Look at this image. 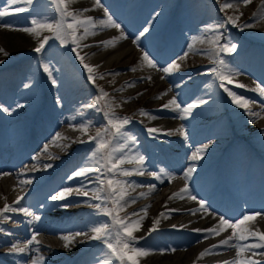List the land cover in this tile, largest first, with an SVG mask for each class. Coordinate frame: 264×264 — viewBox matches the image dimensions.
I'll return each instance as SVG.
<instances>
[{
    "label": "bare ground",
    "instance_id": "1",
    "mask_svg": "<svg viewBox=\"0 0 264 264\" xmlns=\"http://www.w3.org/2000/svg\"><path fill=\"white\" fill-rule=\"evenodd\" d=\"M114 1H116L118 5L120 4V6L125 9H129V7H133L136 5H141V9L143 10L142 14L147 15V20L150 21V24H148L147 26L156 23L160 24V22H162L161 16L169 12V10L175 8L177 3V0ZM196 2L197 0H192V3ZM48 3H52V0H33V3L31 5L25 4L23 2L12 4L10 3V0H0V9H11L16 7L26 9L25 11H21L18 13L13 10L12 13H16L15 15L12 14L0 17V48H3L8 53L7 56H5L3 53H0V73H2V78L4 77V82H9L7 93H0V105H5L4 108H7L8 111L13 112V114H17V112L14 111V106L11 107L12 101H23L25 96H27L28 94L33 95L34 92H39L38 95L41 96L43 92L42 88L48 87V83L52 80V78L58 79L63 75L75 73V71L77 70V64L82 66V68L84 69L83 65L76 58V54L72 51V49L71 53L75 55V58L66 59L58 55L57 53V51L63 46L62 44L60 45L59 43H57L58 46L53 45L46 47L51 39L47 42V44L45 45V49L41 53H36L33 49L37 46V38L29 35L24 31H21V29L25 27H31L32 18L54 19L57 17L55 8H46V5ZM100 4L102 5L101 7H93L94 0H75V2L70 5V8L77 10L88 8L90 10L85 13V15L92 16L96 21L105 19L104 9L108 10V13L115 21L121 18L120 13L115 9V6L112 4L111 0H100ZM239 12L244 13L245 11L240 8ZM167 21L168 20H166L165 22L163 21V24L169 23V21ZM123 23L124 22L120 23L121 29L123 30L127 38L120 40L118 43H116L115 47L104 48L102 46H97L96 42L106 40L110 37L118 36L120 34V29L116 28L98 27L95 30V35L88 36L85 40L81 41V44L91 45L90 47H82L79 49L81 55L87 53V55L85 56V63L91 65H102L103 63H112L113 65L115 63L116 65L113 66V70H115V72H122L134 66L135 68L138 67L139 64L134 61V57L132 62H130V65L123 66L118 65V63H120L121 60L126 56H130V54L132 53V48L129 44L137 45L138 41L136 44L133 43V40L137 37V33L135 31L139 30V28L143 24V21L134 25ZM3 25H10V27H4ZM160 25L159 27H161ZM80 31L82 32L83 29H81ZM230 33L233 34L232 30H230ZM41 35L43 36L50 34L44 32ZM246 36L249 38L248 44L250 43V46L252 47L249 51L250 58L257 63H260L261 59L259 57L261 56H259V54H256L255 52H252V50L256 49L260 52V54H264V22L257 26V28L252 32H248ZM148 50L152 52L151 49ZM174 53L175 52H173V54ZM66 55L68 56L69 53L66 52ZM132 55L134 54L132 53ZM149 55L155 62H158H156L157 67L161 65V61L157 59L153 53H149ZM137 57H141V55H137ZM47 58H50V61H48L47 64L49 65L51 71V78L49 77L48 73H45L43 71V65L46 64ZM262 58L264 59V55L262 56ZM228 60L231 62V64H226L228 68L224 69V71L226 74H229V70H234V72L230 73L233 83L229 84L227 83V81H225L226 86L237 95L246 98L248 101L254 100L259 95L257 91H253L252 89H254L257 84H259L260 86H264V75L261 74L257 68L255 69L252 66L245 67V64L242 67L238 66L237 58L230 57ZM141 64L144 67H147V69L143 70L144 72H141L139 76H127L122 80L114 77L113 81L117 83L115 87L112 86V81H107L103 86L105 87L111 85L112 87L110 89H114L121 87L122 84L128 81H134V83L132 84L133 86H135L137 82H143V85L139 87H133L130 92L115 95V101L133 97L146 91L151 85L150 82L159 78L157 70L148 67L146 65V62H142ZM262 64L264 66V61L258 67H260ZM29 65H32V67H29ZM213 67H218V65L214 63H204L202 66H193L190 71L191 73H199L202 69H210ZM157 69L160 70L161 68L158 67ZM84 71L85 75H88L85 69ZM99 74L100 73L95 69V77H98ZM147 77H151V79L149 80L147 79ZM84 80L85 82H88L87 77L84 78ZM74 81L76 80L74 79ZM22 82L25 84L33 83L34 85L30 88H25L20 85ZM61 84L62 82L58 83V85L55 84L54 86H61ZM209 84L214 85V87H218V90L217 92H211L213 93L211 94L213 96V99H211V101L206 105V107H204V109L201 110L200 113L190 112L187 114H183L182 119V114L178 111L173 110L172 107L167 109L162 107L163 104L167 103L168 100L173 97L177 98V103H179L182 108L186 107L189 104H195L197 100L207 96V88ZM241 84L244 85V87H240L239 85ZM74 85L76 88L80 89L79 91H77L76 88H73V96H68L64 99V101L69 103V105L65 103L61 104L57 108L58 119L64 125H66L69 131L67 130L65 132L64 127H61L58 131H56V133L59 132L63 137H67V139H65L66 141L58 140L54 142V136H50L46 139L47 142L44 145L40 143L41 138L45 136V134H47L50 129L53 128L52 123H50V119L47 121V118L43 116V118L36 120L34 123V131H36L37 133V135H34V138H37L35 145L26 147L27 145H24L23 143V145L21 146L20 152L22 153V158L27 156V166H24L20 170H16V164H20V160L14 161L13 163L7 162V164H5L3 168L2 166H0V208H3L5 204L15 205L18 207H21V204H24V206H26L25 208H28L32 213L40 217L39 220L32 221V217L25 216V214L19 215L18 213L10 212L5 214L13 223L12 225L10 224L11 226L9 225V228H6L2 225L0 234H3V232L10 233L7 238H1L2 240L0 242V247H4L8 244H14L18 241L22 242V244L19 246H23L29 239H31L33 232L37 234V240L39 241V243L30 245L24 253L18 254V256H20V264H29L28 262L24 261L25 258H30L33 261L38 257H43V260L40 262H46V264H54L51 262L48 263V261L46 260L47 257H57L59 259V264H88L91 262V264H100L101 260L105 259L104 253L107 251V249L104 243H95L90 247L88 246L89 249H86L85 246H87L90 243L89 241L92 240L86 239L85 236L80 239L75 238V240L72 242L74 246H71V244L68 248L64 246L62 250L49 249L50 252L44 254L41 253V249L44 250L46 249V247H49V245H47L45 241H53L54 238L55 240H62V235H66L69 233L74 234V232L88 233V231L86 230L87 228L83 224V220L85 219V217H87L86 214L92 212L93 208H90L89 210L79 209L76 210V212L70 211L71 213L63 214L59 217L55 216L54 214H56L57 209L61 207L63 203H68L70 207L73 203H76L80 200H88L92 203L98 202L82 196H72L69 197L67 201H52L49 199L51 195H54L61 188H76L79 187L81 183L87 184V181L84 180V178L68 180V176L71 175L73 171L82 166L87 157L90 155L93 142L88 141V137L86 136V134L82 133L78 127V122L80 120H83L82 118L84 117V115L87 112L91 113L93 110L87 107V105L89 104L88 99H85L86 92H84L82 87L79 86L78 82H74ZM160 89L165 91L166 87L162 86ZM157 91H154L150 95V97L155 96L154 94ZM173 97L159 96L158 104L155 107L145 105L146 100L141 102L140 106L136 107H130L129 105H123L121 107H115L114 105L111 106V110L114 111L117 116H127L131 118L129 123L130 127L126 128L125 131L130 135L137 134V139L140 141V143L145 140V134H147L150 136V141H155L154 139L157 138V144L154 143L155 147L167 144L174 145L175 150L170 149L169 151H163L166 158H168V156L172 157V155L170 154L172 153V151L179 152L181 158L179 163L173 167L169 162H166L167 164L165 163L164 165H170V172H167L169 173V175H161L160 179L148 177L144 179L140 174L138 176L132 175L127 178L119 177L120 179H126L128 184L133 185V187L129 188L128 190L130 191L129 196L134 198V202L127 203L123 210L119 211L118 215L122 218L127 216L129 220L139 219L141 216L144 217V219L141 221L140 229L138 231H135L134 235L138 238L143 237V239H138L136 243L139 247L148 249L149 255L140 257L139 264H197L198 261L206 258L213 259L212 262H214L215 259L212 256L215 255L220 256L218 259H221V264L224 261H232L233 264H235V261L237 259L242 260V256H247V253L242 252L241 256L238 258L236 255V249L234 247L220 246L214 249L210 253L211 255L206 254L204 257L197 259L198 254L202 250L206 249L200 248L201 244L197 241L200 240V238L205 237L206 234L203 232H194L192 231V229H205L212 227L214 224H218L217 216H219V214L215 212L216 207L214 205H207L209 207V213H216V217L203 212H197L195 215H193L190 211H188V209H195L198 207V204H194V201L188 198L187 195H185L184 199L177 198L169 200L168 197L171 196L172 193L177 192L179 189L183 188L184 185L180 183V181L183 180L188 184L190 183L192 178H195L200 173L199 171H197L195 175H190L187 181L184 179L185 165L190 162L195 163V165L200 164L199 166L195 167V170L202 168L204 164L208 163L209 168L205 172L207 173L208 171V174L214 173L215 168H218L217 171L219 170L220 172V165L226 166L230 170V173L226 177L222 175L224 179L226 178V180L222 182L221 186L225 189L236 190L237 184H234V182L232 181V179L238 175L237 171H235L234 169V165H240L243 162L242 161L240 163H237L241 160V156H243L242 153H244L245 156H249L250 160L256 159L257 162L261 160L262 165L264 166V132L257 136V139L253 143L247 142V137H256V132L264 130V121L258 119L251 125V127L254 125H256V127H253L251 129V127L248 126V128L245 129L247 135L238 138L236 141L233 140L234 142L242 141L241 139L246 141H244V146L240 147V151L236 152L230 150L229 147L232 144V141L226 146H222L223 144L216 143L212 146L204 148L203 151L200 152L202 154V158L199 163L198 160H191L190 157L194 153H196L198 149L202 148L206 144L194 141V138L196 137L195 135H192V137L188 139V142L186 144L181 143L183 136L180 135V127L183 126L184 130L191 129L200 131L210 122L209 114H207L210 113L208 110H211V108H215L222 104L224 105L227 113H232L235 110L243 113L247 111L232 102V98L228 95L227 92L224 91L223 88L220 87L219 78L209 70L199 75L198 84L191 90V92L177 93ZM27 98L28 97H26L25 99ZM248 108L250 111L262 109L264 113V106L263 108H261L259 105H252L251 103H249ZM140 109H144L147 113H149V116L141 115L139 112ZM2 112L3 110H1L0 108V113ZM150 116L155 118H149ZM92 123H94V121L90 124ZM196 124L198 125L196 126ZM54 127L57 128L59 127V125H55ZM149 128H156L160 131L150 135L148 132ZM255 128H257V130H255ZM71 129H76L77 132L75 130V133L71 135ZM95 132L96 130L93 131V135H95ZM171 135L173 137H171ZM77 138L79 139L77 140ZM80 140L86 142L80 143L78 142ZM117 141L118 143L114 142L115 147H118L119 145H126V148L123 150L124 155L128 156L136 154V149L138 147L132 141H125L120 138H117ZM61 144H66L69 146L67 148H64L60 146ZM45 146H47V148H45ZM51 147L59 148L61 151L66 150L68 152L67 159L65 157L66 161L63 163V165L58 166V172L60 171L62 178L58 183L55 182L52 185L50 184L48 186H45L44 188H42L43 190L40 189V191L34 193V195H29L26 197L19 195L20 197H22L20 200L21 203H19L18 205L13 204V201L16 200V196H13V194L15 193V187L26 186L28 183L22 184L21 181H26L27 176H36L38 174L47 175L44 180L45 183H48L53 178H57L55 175L58 174V172L54 174L49 171H41L40 173H36L35 170H30V168L41 167L42 165L49 162L47 158H45L46 160L42 158L41 153L57 155L56 152H53V149ZM8 148L9 147H7L6 145L0 146V160L6 161L11 159L12 155L9 156V154L7 153ZM26 148L30 149L29 152L35 153L34 157L30 158L31 153H29V155H27L28 153L26 154ZM232 153L238 154L234 156ZM117 155H120V153H117ZM214 155H216V157H214ZM252 163L256 164L254 161H252ZM123 167L135 168L136 165L135 163H125ZM62 168L64 169L61 170ZM149 169H152L154 172L158 173L157 168L151 163L149 167L142 166L141 171L145 172ZM221 172H223V169L221 170ZM201 176H203L202 170ZM255 177L258 180H264V173L261 171V173L258 176L255 175ZM89 179L95 181L96 176L93 175L89 177ZM11 181L13 183L10 184ZM138 183L140 184V187L138 186ZM190 184L191 186L189 190L192 195H195L196 197L205 196V193L202 190L197 189L196 186L192 183ZM150 185H155V189L149 191ZM92 187H96V185H89L86 190H91ZM142 192L146 194L140 196L139 194ZM229 200H231V197L227 196L226 202L229 203ZM166 201L167 204L165 203ZM145 206H149L147 207L146 215L143 211H141V209H143ZM173 209H178V211H173ZM162 212L167 213V218H161L157 230L151 232V234L149 235H146V233H148V229L152 226L153 220ZM133 213L136 214L135 217L131 215ZM245 213H261L262 215L257 216L251 223L257 229H261V231H264L263 208H257L250 204L244 203L238 209V211H236L234 214L226 215L225 218L234 223L236 220L241 219ZM70 219H72V221L67 223V221ZM17 222L26 224V227H20V224H16ZM161 224H166L167 227H163L161 226ZM174 224H184L186 227H171ZM248 225L250 224L248 223ZM224 232L226 234L222 235V237L224 236L222 239L230 236L232 233V229L226 228ZM150 238L154 239L155 241L149 242ZM210 238L211 236H209L208 240H210ZM218 241L214 245H217ZM62 243H64L63 240ZM233 243H235V241H233ZM248 243H254V239L250 237ZM78 244L80 245L77 246ZM84 248L86 250H84ZM162 249L164 250L163 252H161ZM171 249H175V251H172ZM213 252H215L216 254H212ZM66 253H70L72 256H67ZM4 254L16 255V253L10 252L9 249L5 250Z\"/></svg>",
    "mask_w": 264,
    "mask_h": 264
},
{
    "label": "snow or ice",
    "instance_id": "2",
    "mask_svg": "<svg viewBox=\"0 0 264 264\" xmlns=\"http://www.w3.org/2000/svg\"><path fill=\"white\" fill-rule=\"evenodd\" d=\"M19 2H23L25 4L31 5L33 0H10V3L17 4ZM75 0H52L53 5L55 6L57 17L54 19L47 18H32L31 19V27H25L21 29L28 33L29 35L37 38L38 43L37 46L33 49L36 53H41L45 49V45L47 42L55 38L62 45L71 44L72 51L76 54V58L83 65L84 69L88 73V79L95 83V75L94 70L99 67V65H91L85 63V56L81 55L80 48L90 47L88 44H81V41L85 40L88 36L95 35L96 29L100 28H116L120 29V34L115 37H110L103 41L96 42L97 46H102L104 48L115 47L116 43L120 40L126 39V35L121 29V25L118 24L112 16L108 13L107 9H104L105 19H100L98 21L94 20L92 16L85 15L90 9L82 8V9H72L70 5L74 3ZM236 3H243L247 5L251 3V0H225V2L221 5V10L233 7ZM100 0H94L93 7H101ZM262 7H264V0H262ZM26 9L16 7L15 12L25 11ZM13 13L9 11L8 8L0 9V17H4L6 15H12ZM242 15V13H241ZM255 15V14H254ZM239 16L235 18L233 16H227L225 23L237 24V20ZM4 27H10V25H3ZM239 26V25H237ZM224 27V23H218L214 26V30L218 33L210 43L214 46L215 49H218L214 53L216 59L215 63L218 67L210 68L209 71L215 74L220 80V87L224 89L225 92L232 98V102L238 105L241 108H244L249 112V115L255 116L256 113H252L248 105L250 101L246 98L237 95L235 92L231 91L225 84L233 83L231 79V72L234 70H229V74H226L224 69H227L225 61L220 58V53H233L237 49V45L235 43H231L230 41L225 43H220L222 39V33H219V29ZM244 28L252 27L251 24L245 23L243 24ZM83 29L81 32L80 30ZM149 29L145 27L143 31L140 33V36H143L144 33H147ZM47 32L50 35H41L42 33ZM140 36H137L133 43L136 44L139 41ZM193 39H196L195 37ZM188 48L190 50L194 49V45L192 43L188 44ZM0 53H3L5 56L8 53L0 48ZM188 55L187 52L184 53V57ZM181 57L180 59H183ZM141 60L146 62V65L151 68H156L157 63L149 56L147 52H143L141 56ZM180 64L173 60L167 67L160 69L165 75L172 73L175 70L180 68ZM130 71H136L135 66L129 69ZM43 71L49 74L51 78V71L48 64L43 65ZM104 74H99L100 78H103ZM163 79V77H161ZM147 79H151V77H147ZM134 81L126 82V86H132ZM52 84H56V80L52 79ZM27 87V85H25ZM240 87H244V85H239ZM122 90V89H121ZM253 91H257L260 96H264V87H261L259 84L256 85ZM100 95L96 97V102L99 103L101 100L105 101V106L107 107V111H104V117L106 119V124H104L101 128H97L95 135H89L88 141L95 142V148L87 157L86 161L80 166L77 170L73 171L71 175L68 176V180H74L76 178H84L87 181V184L81 183L79 187H64L57 191L54 195L49 197L52 201H67L69 197L72 196H82L86 198H90L91 200L99 201L100 203L93 204L92 207L102 212L107 217H110L111 223H99L91 228V235L88 233H69L66 235H62L61 239L64 241V246L66 248L70 247L72 242L74 241L76 236H85L86 239L89 240H100L104 243L107 251L104 253L105 259H102L100 264H139V258L143 256L149 255V250L145 248H141L137 245L138 239H143V237H136L134 235L135 231H138L141 226V221L144 219L141 216L139 219L129 220L127 216L120 217L118 215L119 211H122L123 208L129 202H134V198L129 196L128 189L133 187V185L128 184L126 179H119L117 177L127 178L132 176L133 174L143 175L141 168L144 164L145 157L141 154L134 155H124L123 150L126 148V145H119L118 147H114V142H117V138L123 139L125 141L135 142L136 138L131 136L125 131V125L130 123V117H119L116 115L114 111L111 110V105L107 102L106 98L108 97V93L105 92L102 88L99 89ZM127 99H133V97H128ZM59 103V100H57ZM198 103H204L203 100L198 101ZM87 107H93L92 104L87 105ZM163 108L172 107L173 110L180 112L181 118L183 119V114L190 113L191 110L196 107V104H189L186 107H181L179 103H177V98L173 97L168 100L167 103L162 105ZM0 108H3V105H0ZM4 111H8L7 108H3ZM99 110V109H98ZM141 115L149 116L144 109L139 110ZM154 119L155 117H149ZM91 122H89L90 124ZM89 124H81L79 126V130L87 134V130ZM160 131L156 128H149V134H154ZM180 135L185 136L186 133L184 131L183 126L179 129ZM171 134V133H169ZM67 139V137H63L61 133L57 132L53 137V141L56 142L58 140L62 141ZM80 143H85L86 141L80 140ZM61 147L67 148L69 145L61 144ZM208 145H204L202 148L198 149L196 153H194L190 159L198 160L200 159V152L203 151L204 148H207ZM47 148V146H45ZM120 153V155H117ZM55 158V157H53ZM35 159V158H34ZM135 162V168H125L123 165L125 163L132 164ZM45 168L52 167L51 164H45ZM194 168L189 167L184 172V179L187 181L188 177H190ZM95 175V181L89 179V177ZM150 175L155 177L156 179H160L161 175H169L164 169H160L159 173L153 172ZM21 183H31V181H21ZM95 184L96 187H92L90 191L86 190L89 185ZM155 189V185L149 186V191ZM146 193H140V196L145 195ZM185 195L188 196L192 201H196L198 203V207L195 209H188L193 215L197 212H203L216 217V213H209V208L206 202L203 199L197 200L195 195L190 193L188 184L185 183L183 188L179 189L177 192L172 193L171 196L168 197L169 200L172 199H184ZM22 197L18 196L13 204H19ZM167 204V201L165 202ZM63 208L69 207L68 203H63L61 205ZM147 207L145 206L141 211H143L146 215ZM173 211H178V209H173ZM8 212H21L24 213L25 216H31L32 221L39 220L40 217L32 213L28 208L25 207H12V205L5 204L3 208H0V216H3L4 219H9L5 214ZM133 217L136 216L135 213L131 214ZM262 215L261 213H245L241 219L236 220L234 223L229 219H226L224 216L218 217V224H214L212 227L205 229H192L194 232H203L205 233V239L208 236L220 235V233L224 232L226 228H231L232 233L230 236L225 239L219 240L217 245H211L208 248L202 250L197 259L204 257L206 254H210L214 249L220 246L225 247H234L236 249V255L239 258L242 252H250L251 256H246L243 260L237 259L235 264H264V259H254L253 257L257 254L264 257V232H253L247 227V222L255 220L257 216ZM161 218H167V213H160L158 217H156L152 226L148 229V233L146 235L151 234V232L157 230L158 224ZM31 222V221H30ZM171 227L176 228H184L186 227L184 224L180 225H172ZM259 236L260 241L262 242H254L249 244V238H255ZM235 241V243H233ZM38 244L37 234L35 232L32 233L31 239H29L26 244L23 246H18L17 244H13L9 249L10 252L14 253H24L30 245ZM175 251V249H171ZM164 250L162 249L161 252ZM43 260V257H38L32 261V264H39L40 261ZM222 264H233L232 261H224Z\"/></svg>",
    "mask_w": 264,
    "mask_h": 264
},
{
    "label": "rangeland",
    "instance_id": "3",
    "mask_svg": "<svg viewBox=\"0 0 264 264\" xmlns=\"http://www.w3.org/2000/svg\"><path fill=\"white\" fill-rule=\"evenodd\" d=\"M216 3H217V0H214L213 1V5H216ZM221 5H220L219 9L216 8V7H213V6H211V8L213 9L214 13L216 14V19H215L216 22H217L216 24H218V23H224V27L222 29H219V33H222V39H221L220 43H225V42L230 41L231 43H235L237 45V49L233 53H227V52L220 53V58H222L225 61L226 64H231V62L228 59L230 57H233V58H237L238 57L239 58L240 53L244 49V48H240V45H238L237 43L238 42L245 43L246 34L248 32H252L253 30H255L257 28L256 26H257L258 23L255 22V23L252 24V27H248V28H244L243 25L237 26L238 23H239V21L242 19V15L241 14H235V16H234V15H230V14H232L237 9L239 11L240 8H242L246 12V14L249 13V12H252L253 8L256 5V0H253V2L251 0V3H249L247 5H244L243 3H239V5H238L239 7L238 8L236 7L237 6V3H236V4L233 5V7L224 9L223 11L221 10ZM46 8L47 9H53V8H55V6H53L52 3H48L46 5ZM211 8H210V10H211ZM263 9H264V7H263ZM263 14H264V12L262 13V15ZM262 15L260 14V12H258V16H262ZM227 16H233L234 18L236 16H239V19L237 20V24L225 23V20H226ZM192 18H193L192 16H189V17H186V19H185V24L186 25H184V26L186 28V31L191 30L194 27H202L203 26V25L196 24V23H195V25H193V22L191 21ZM162 22H163V20H162ZM173 22H175V20H173ZM261 23H263V22H260L258 24V26ZM175 26H176V24L173 25V27H175ZM214 26H213V28L209 27L210 30L206 31V33L208 35L204 36V37H206V39H204V40H202L203 37H201V40L200 39H198V40L195 39L194 41L193 40L188 41L186 39V36L184 37V35H183V37H181V39H179L177 41H174L173 39L170 40L169 47L171 46L172 42L174 41V42H178L179 45H181V44L188 45L189 43H192V44H194V47L196 49H198V48L201 49L199 52H194L195 54H192V56H188V57H190V59L187 60V64H186L187 66H184V67H190V66L193 67L195 65L202 66L204 63H214V64H216L215 63L216 57H215L214 53L216 51H218V49H215L214 46L210 43V41L218 34L214 30ZM230 30H232L233 34L230 33ZM57 43H59L61 45V43L58 40H56L55 38H52L51 41H49V43L46 45V47L53 46V45L55 46V45H57ZM129 45H131V44H129ZM180 48L181 47H179V49ZM71 49H72V46L69 43L67 45H63L57 51V53H58V55L66 58V59L68 58V56L71 57V58H75V55L73 53H71L72 52ZM131 50H132V53L134 55H132V53H131L130 56L129 55L126 56L125 58H123L121 60V63L122 64H125L127 62V64H125L123 66L130 65V62H132L131 60L134 57V61L137 64H139V65L136 68V71H130V70H128V73H133V75L136 73L139 76L138 73L144 72L143 70L147 69V67H144L141 64L143 62L141 60V57H137V55H141L143 52H141V54H140V51L141 50L138 51L137 49H134V48H132ZM66 52L69 53L68 56L66 55ZM135 55H136V57H135ZM175 56L176 55H174V57ZM48 61H50V58H47L46 64H47ZM103 64H102V67H103ZM122 64H119L118 63V65H122ZM104 65H107V67H109V66L112 65V63H105ZM78 66L81 68V74L78 73V72H76L77 70L76 71L74 70L75 73L63 75L62 77H60L58 79H55V80L58 81V82L59 81H62V84H64L65 82H68V80H70L72 78H75V80H76L75 82L76 83L78 82L79 83V86H81L82 89L84 90V92H86L85 93L86 94L85 95V99L87 98L89 100L90 104L93 105V107H92V110L93 111H92V113L90 115H88L86 117L84 116L82 118L83 120H80L78 122V127L81 124H88L89 121L90 122H93L94 121V123L89 124L88 131H87V135H89V134H91V132H93L97 128H101L104 124H106L107 121H106V119L104 117V111H107L108 109L105 106V101L104 100H101L99 103L96 102V97L100 95V91L93 90V92H91L89 95H87V93H88L87 91L92 90L94 88H97L98 89V88H100V85L101 86H104L107 81H113V79L112 80H106L107 78H110V77H104L103 76L102 79L100 77H95V83H93L89 79H88V82H85L84 78H86V77L88 78V75H85V71L82 68V66H80V65H78ZM167 66H168V62L165 61L164 63L161 62V65H159L158 67H160L162 69V68L167 67ZM29 67H32V65L31 66L29 65ZM158 67L153 68V69L154 70H157V73L159 74V78L156 79V80H153L152 82H150L151 85H150V87L146 91H144V92H142L140 94H137V95L133 96V99H127L126 98V99H121L119 101H115V98H114L115 95L122 94V93H126V92H130L133 87H139V86L143 85V82H137V86H133L132 85V86L129 87V86H126V83H124V84L121 85V87L117 88V90L115 92H113V93H117V94H114L112 96L108 95V97L106 98L107 102L111 106L114 105L115 107H117V106L121 107L123 105H129L130 107L140 106L141 105V102L147 100L150 97L149 95L154 92L153 90L155 89V87L157 88L159 86V84H160V86L161 85L162 86H168V84L170 82L171 85H172V87L170 89L167 88L166 91L160 90L159 92H156L154 94L155 96H153V98H150L149 100L146 101V104L145 105L150 106V107H155L158 104V98H159V96H171V97H173L177 93H181V92H183V93H189L198 84V81L195 79L196 77L190 76V74H188L186 76L187 79L185 81H182V84H183L182 88L179 87V90H176V86L178 87L179 84H180V83H176V77L177 76L169 78L170 81L168 80L169 81L168 82L167 80L162 79L160 77V76H163L165 74L162 73L160 70H158L157 69ZM99 68H101V66ZM208 70L209 69H202L201 73L202 72H206ZM124 73H126V72H124ZM77 77H78V79H77ZM126 77L127 76H124L123 78H119V79L122 80V79H124ZM133 77H135V76H133ZM104 80H106V81H104ZM73 82L72 83H68V84H64V85L61 84V86H59L57 88H52V85H50V84H52V80H51L48 83V87L42 88L43 89V92H42V95L41 96L38 95L39 92H34L33 95L32 94H28L27 96H25V98L28 97L27 99L24 98L23 101L22 100L21 101L19 100L20 103H19V101H16L18 103V105L19 104L21 105L20 110L17 109V111L19 112L18 114H15V113L13 114V112H11V111H4L3 110L4 106H3V108H1V110H3V112L0 113V146H5L6 145L7 147H9L8 148V154H9V156L12 155L10 160L14 161L17 158L18 153H19V149H17V147H16V144L18 143L16 141H18V137L21 134L20 131H18V126L20 125L21 122L25 121L26 119H30L31 120L35 116V115L33 117L29 116V114L31 113L29 111L33 110V108H34L35 110L32 113H47V111H49V110H51V108H54L55 107L54 104H53V106H41V101L37 100V98H43V103H44V99H47L49 103H54V99H55L54 97H56L59 100V103L65 104L67 102H65L64 99L67 98L68 96H73V94H74L72 92H70L69 94H67L68 91H70V90L72 91L73 87H75V85L73 84ZM59 83H61V82H59ZM185 83H186V85L184 86ZM22 84H24V83H22ZM25 85H27V87ZM25 85H24L25 88H30L34 84L33 83H27ZM156 85H158V86H156ZM110 86H105V87H110ZM217 88L218 87H212V91L217 90ZM76 89H80V88H76ZM102 89L105 92H107L106 89H104V88H102ZM44 92H45V97H43ZM60 92H62V93H60ZM174 92H176V93H174ZM113 93L111 92V94H113ZM108 94H110V91H108ZM60 96L62 97V101L60 100ZM146 97H147V99H146ZM258 97L260 99L257 98L258 102H254V103H261L262 102L261 105L264 106V96H260L259 95ZM13 103H12V106L11 107H13V105H14ZM46 105H48V103H46ZM67 105H69V103H67ZM222 106H224V105L222 104ZM22 108L24 110L26 109L29 112V114L27 112L21 113L20 111H21ZM57 108H56V111H57ZM17 111H15V112H17ZM208 111L209 112H212V113H214L216 115L217 114H222V117L220 118V120L217 121L214 124V127L215 128H213L210 131H201V132H199L197 134H194L191 129L190 130H184L185 133H186V135L183 136V139H182L181 143L186 144L188 142V139L191 138L192 135H195L196 136L194 138V141H197L198 143H206L207 142L206 139L208 140L209 138H212L214 136H217V135H220L222 133H225L224 135H228L226 138L220 137V136L218 137L217 136V138L212 139L211 142H213L214 144L218 143V144H223L222 146H226L227 145V142H228V140L230 138H232L234 136L236 137V135H238V134H242V136L247 135L245 129L248 128V126L251 127V124H253L255 122V119H259V117H258L259 111L258 110L257 111H251L252 113H256L255 117H253L252 115H250V116L253 117V119L251 118V120L250 119L248 120V114H249L248 111L247 112H244V113L243 112L241 113V112L235 110L232 113H227L226 110H225V108L224 107H221L220 105L217 106V107H215V108H211V110H208ZM44 116L47 118L46 120L48 121L49 119L51 120L54 115L45 114ZM119 117H123V116H119ZM236 117H237V120H236ZM128 127H130V124L129 123L127 125H125V129L128 128ZM253 127H256V125L252 126L251 128H253ZM75 130L76 129H74V130L71 131L72 134L75 133ZM76 132H77V130H76ZM234 132H236V133H234ZM263 132H264V130L256 132L257 135H256L255 138L257 139V136H259ZM50 136L53 137L55 135H53V133H47L44 137H50ZM131 136H134L136 138V140L134 142V144L138 147L136 149V154H141V155L145 156L147 160H149L147 162L144 161L145 167H148L150 165V163H153L154 165H157V163H161L162 161L166 162L165 153H163V151H162L161 152L162 155H161L159 149H157V150L156 149H153V146L149 143V141H146V138H148V135L147 134H145L146 138H145V140L142 143H140V141L137 139L138 138V135L137 134H131ZM78 139L79 138H77V140ZM80 139H82V138H80ZM160 140H162V139H160ZM247 141L249 143L253 142L252 139H250L248 137H247ZM1 143H3V144H1ZM163 146H164L163 148L166 150V146L165 145H163ZM168 146L171 147L172 145L171 146L168 145ZM10 147H13V148H10ZM51 148L53 149V147H51ZM94 148H95V142H92V146H91L90 153L93 151ZM55 149H57L59 151L58 152V155H56V156H50V155L45 156L44 155L43 156V157H46V158H51L52 159L51 161L53 162V163L52 162L49 163V164L52 165V167H50L49 169L48 168H45L47 170H53L54 168L57 167L58 164H60V166L63 165V163L66 161V159L68 157L67 156L68 155V152L66 150L65 151L64 150L61 151L59 148H55ZM154 153L156 155H154ZM34 154L35 153H31L30 156H32ZM63 156H66V159ZM53 157H55V158H53ZM170 162L171 163H174V160L172 158H170ZM44 166L45 165H43V167ZM157 166H159L160 169H164V167L162 168V166H160V164L157 165ZM69 168H70V166H69ZM63 169L64 168H62L61 170H63ZM150 171L151 170L146 171L144 173V175L150 174L151 173ZM44 179H45V176H42V177L40 176V177H37V178L30 179L29 180V181H31L30 184H36L34 188H29V186H27V185L26 186H20V187L19 186H16L18 188V189L15 188L17 195H19L20 193L22 194L23 197H26V196H29V195H34V193L39 192L40 189L43 190L42 188H44L45 186H48L50 184L52 185V184L55 183V178L51 179L48 183L43 182ZM11 183H13V182L11 181L10 184ZM138 186L140 187V184L139 183H138ZM21 189L24 190V191L27 190L26 193H23L21 191ZM19 191H21V192H19ZM86 201H88V200H86ZM19 203H21V202H19ZM97 203H100V202L98 201ZM93 204H96V203H93ZM93 204H91V202L89 201L88 202V205L82 204V207L83 208H81L80 205H79L78 207L75 206V209H72L71 207H69V209H66V211H65V209L61 208V211H62L63 214H67V213H71L73 211L76 212V210H79V209L86 210V208H85L86 206L87 207H90V208H93L92 207ZM21 205H22L21 207H25L24 204H21ZM101 213L102 212H100L97 209L93 208L92 212H89L88 214H86L87 217H85V221L83 223L86 224V226L89 227V230H91V228L93 226L97 225L96 223L94 224L95 217L98 216V214L100 215ZM21 214L22 213L19 212V215H21ZM54 215L56 216V214H54ZM101 221L103 223H109V224L111 223L110 218L107 217L106 215L103 216V218H102ZM6 224H7V227H9V225L12 224V221H10L9 219H5V225ZM16 224H18V225L20 224L19 225L20 227H26V224H21L19 222H17ZM162 225L163 224H161V226ZM0 236L2 237V239L6 238L5 233L4 234H0ZM2 239H0V242H1ZM152 240H154V239H152ZM101 242L102 241L96 242V243H101ZM60 243L63 244V247H62V249H63L64 248V243H62V242H60ZM48 244L53 249V245L50 244V243H48ZM4 247H2V246L0 247V252H3L4 251ZM57 247H60V246H57ZM43 251L45 253H48V250L47 251L46 250H43ZM15 258L17 259V256L15 257V255L14 256H12V255L6 256V255L0 254V264H17V262L19 260L18 259L16 260ZM28 260L29 259H27V261H25V262H28Z\"/></svg>",
    "mask_w": 264,
    "mask_h": 264
}]
</instances>
